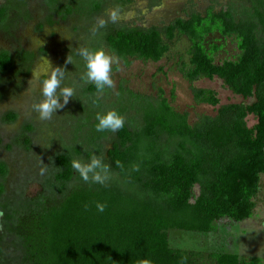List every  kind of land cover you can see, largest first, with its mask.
<instances>
[{
  "label": "trees",
  "instance_id": "1",
  "mask_svg": "<svg viewBox=\"0 0 264 264\" xmlns=\"http://www.w3.org/2000/svg\"><path fill=\"white\" fill-rule=\"evenodd\" d=\"M45 3L64 18L73 13L70 6L58 8L57 0ZM27 4L4 0L0 31L8 33L19 20H29ZM86 6L92 16L100 13L102 2ZM52 18L46 19L50 26ZM216 34L235 41L234 60L216 62L222 47L208 40ZM91 35L88 49H106L126 66L131 60L160 62L185 39L186 52L175 64L183 80L192 85L217 78L233 94L254 101L220 106L215 116H202L191 126L162 92L152 98L121 88L110 101L96 98L95 84H88L78 101L84 116L74 126V145L51 157L38 197L7 199L9 171L0 162V264H257L232 253L172 249L168 232L209 234L218 222L242 223L254 215L264 175V0H231L226 9L192 13L162 30L105 23ZM37 56L0 50V103L12 94V83L20 89ZM76 59L78 68L82 61ZM191 94L197 104L219 105L215 91L191 87ZM110 110L124 117V127L97 132V113ZM248 116L256 120L252 128ZM16 118L8 112L2 122ZM32 132L25 125L14 144L29 151ZM92 155L108 166L104 184L85 182L71 166L75 159L89 162ZM97 204L105 210L98 211Z\"/></svg>",
  "mask_w": 264,
  "mask_h": 264
},
{
  "label": "rangeland",
  "instance_id": "2",
  "mask_svg": "<svg viewBox=\"0 0 264 264\" xmlns=\"http://www.w3.org/2000/svg\"><path fill=\"white\" fill-rule=\"evenodd\" d=\"M1 1V0H0ZM57 7L70 6L72 14L62 17L50 10L45 0H28L29 20H19L8 33L0 31V50L15 53L17 50L35 52V58L29 74L23 78L17 91L12 83V94L0 103V162L8 167L5 181L6 198L15 194L26 199H34L44 189L51 157L66 147H72L74 126L83 119L79 113V103L83 90L90 83L81 77L85 75V61L78 55L81 48H88L92 32L99 27V20L118 26L159 30L167 27L175 19H187L192 13L204 14L210 8L215 11L228 8L231 0H133L131 3H119L117 0H96L102 2L99 14L89 16L88 6L92 0H57ZM233 2V1H232ZM85 4V5H81ZM236 9H240L237 5ZM117 13L115 22L111 13ZM53 16V25H48L47 17ZM210 43L222 47L216 55V62L234 60L239 54L233 39H223L219 35L208 38ZM188 43L185 39L172 46L170 56L160 62H142L131 60L129 65L116 59L112 65L111 78L114 85L99 92L96 98L114 101L120 89H127L142 97H157L160 92L169 101L174 111L186 114L188 124L195 125L202 116H215L220 106L229 104H251L254 99L244 100L233 94L223 81L200 79L190 85L182 79L176 69L179 55L185 54ZM40 50L44 53L40 54ZM107 52L106 49H104ZM109 54V53H108ZM76 56L82 64L77 68ZM70 57L72 63H66ZM65 68L63 87H74L75 92L64 108L54 113L49 120H41L33 105L44 98L41 93L42 81L47 78L52 68ZM94 84V83H93ZM191 87L215 91L219 99L217 107L197 104L193 101ZM59 93V89L57 90ZM78 101H80L78 103ZM63 103V100L60 101ZM12 112L17 115L11 123H3L2 117ZM129 115L132 113H128ZM249 128L256 124L253 116L246 118ZM29 125L33 128L30 134L32 146L29 151L14 144V139L22 128ZM9 147V148H8ZM43 170V171H42ZM194 197L198 195V186L193 189ZM194 200H191L193 203ZM256 207L251 219L234 223L221 221L216 231L209 234L187 233L171 230L168 232L169 245L172 249L198 251L203 253H232L240 258L255 260L264 264V175L261 176ZM1 219V215H0ZM10 252V251H9Z\"/></svg>",
  "mask_w": 264,
  "mask_h": 264
},
{
  "label": "clouds",
  "instance_id": "3",
  "mask_svg": "<svg viewBox=\"0 0 264 264\" xmlns=\"http://www.w3.org/2000/svg\"><path fill=\"white\" fill-rule=\"evenodd\" d=\"M113 22L117 19V13H111ZM99 26L103 27L105 21L99 20ZM78 55L85 61L86 73L81 79L85 83H94L98 92H103L105 88H111L114 81L111 78L112 65L116 62V57L106 53L104 49L90 50L81 48ZM66 63H72L70 57H67ZM47 78L42 81L41 93L43 100L33 105V109L39 114L41 120H49L58 110L64 108L75 92L74 87H63L61 84L65 79V68L53 67ZM60 90L59 93L57 90ZM63 100V103L60 101ZM95 125L97 132L111 131L115 133L125 125L124 117L116 110H110L105 114L97 113ZM71 166L75 169L85 182L104 184L108 179V166L103 163L102 157L92 155L89 162H83L75 159L71 162ZM43 171V170H42ZM106 205L97 204L100 212L105 210ZM144 264H150L145 261Z\"/></svg>",
  "mask_w": 264,
  "mask_h": 264
},
{
  "label": "flooded vegetation",
  "instance_id": "4",
  "mask_svg": "<svg viewBox=\"0 0 264 264\" xmlns=\"http://www.w3.org/2000/svg\"><path fill=\"white\" fill-rule=\"evenodd\" d=\"M3 4H4V0H1V1H0V5H3Z\"/></svg>",
  "mask_w": 264,
  "mask_h": 264
}]
</instances>
